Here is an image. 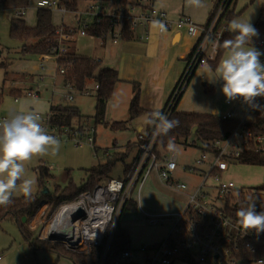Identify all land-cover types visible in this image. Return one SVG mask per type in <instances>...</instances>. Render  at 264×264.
I'll return each instance as SVG.
<instances>
[{"label":"built area","instance_id":"built-area-1","mask_svg":"<svg viewBox=\"0 0 264 264\" xmlns=\"http://www.w3.org/2000/svg\"><path fill=\"white\" fill-rule=\"evenodd\" d=\"M82 1V0H78ZM90 0L85 11L68 9L60 0H41L37 3L38 9L58 10L62 13H74L81 18L87 17V23L82 19L81 27L57 28L58 42L72 44L81 37L90 36L89 28L92 24H100L103 20L108 23V30L98 38L118 44L124 39V23L128 22L130 30L140 27L149 28L155 25L158 33L166 34L174 30H184L195 39L194 49L187 59L186 70L175 86L164 114L169 118L188 82L196 69L204 67L213 61L218 53L220 41L226 26L219 27V19L233 0H221L214 17L209 24L198 25L190 17L182 16L172 20L167 13L154 6V0ZM27 7L12 8L13 17L24 18ZM2 9L0 8V11ZM264 21V14L262 17ZM159 21L160 23H155ZM163 25V27L161 26ZM258 35L252 46L262 53L261 63H264V28L257 31ZM148 33L141 39H148ZM68 49L61 48V54ZM51 58L56 64L58 76L65 74V69L59 67L57 56H42L41 61ZM66 87V86H65ZM72 93L70 86L66 87ZM98 89L94 85V91ZM83 93L91 94L88 90ZM39 88L29 91L25 96L37 98ZM17 101L18 98H15ZM65 100L72 102L74 98L69 93ZM255 104L264 106V97H257ZM71 105V104H70ZM227 111L220 115L223 120H236L237 126L224 140H214L206 143L209 148L218 152L200 149V155L195 158L193 166L179 164V153L174 150L158 155L156 142L158 135L154 130L150 135L139 133L137 138V157L135 169L128 179H111L104 184L97 185L92 191L83 192L78 199L66 203L58 209L52 223L49 225L47 237L49 241H59L65 245L72 255L90 254L93 247L100 246L107 236V245L110 244L116 225L122 218L125 205L133 198V194L140 191L152 172L169 186H176L185 191L187 184L177 183L175 174L180 168L182 171L195 173L198 168L204 167L201 181L188 194L185 208L177 213L166 215H152L145 213L150 226L164 225L172 222L171 230L159 244L143 246L137 252L125 251L118 259L119 264H174L181 262L189 264H261L264 262V232L259 235L255 230L244 234L239 225L235 212H226V206L235 204L241 206L238 192L249 197L259 192L249 189H239L233 181L225 180L224 174L234 162H239L242 156L252 150L264 156V107L253 108L237 98L232 101L225 99ZM38 115V114H37ZM51 114L46 116L44 126L48 133L57 139L67 137L76 147H94L95 126L81 125L78 130L70 131L67 127L51 126ZM188 147L194 148L193 142ZM138 188V189H137ZM264 192V191H263ZM259 203V202H256ZM81 211L82 215L78 216ZM65 212L66 218L60 233L55 235L52 226L60 213ZM53 237L57 239L52 240ZM3 261L0 255V263Z\"/></svg>","mask_w":264,"mask_h":264},{"label":"trees","instance_id":"trees-1","mask_svg":"<svg viewBox=\"0 0 264 264\" xmlns=\"http://www.w3.org/2000/svg\"><path fill=\"white\" fill-rule=\"evenodd\" d=\"M68 9L76 10L78 6V0H60ZM112 1V0H104ZM219 0L210 13L208 21L209 24L215 15L218 8ZM230 5L225 10L224 14L219 19V27L237 18L243 10L237 11ZM121 1L117 0V4ZM30 4V0H0L1 9H12L16 7H27ZM264 14V4L261 6L258 14V18L254 24L257 31H261L264 28V21L262 20ZM106 20V19H105ZM103 20L100 24H92L88 30L91 37H99L103 32L108 30L107 21ZM228 27V26H227ZM227 27L223 32L222 39L219 44L218 53L213 61L209 62V66L212 70H215L217 65L223 59L224 54L227 52L223 48V41L233 38V34L227 31ZM57 28L53 25L52 12L48 9H38L37 11V23L34 27H29L24 18L13 17L9 25V37L14 41L21 42V50L19 54L22 57L34 56H57V64L59 67L65 69V74L61 77L63 79L64 86H70L72 91L76 93H82L86 89L87 81H92L94 85L98 86V89L94 91L95 97V113L93 120L95 125H104L111 131H123L127 129L128 124L135 118L146 114L148 118L154 111L144 110L140 107L139 100V88L136 86L133 97L129 106V118L122 122H106V108L110 98L113 95L115 86L118 82L117 71L113 68L102 66L97 60L76 54L73 48L70 47L69 42H58L57 40ZM131 35L130 25L128 22L124 23V38H128ZM256 39L253 37L252 42ZM61 48H67L65 54H61ZM7 66V59L0 56V68L5 69ZM7 75V73H6ZM205 94L212 95L213 89L204 85ZM13 96L19 98L26 93L22 90L14 89L10 92ZM50 123L51 126H57L60 128L69 127L73 123L74 119H82L77 109L70 104L51 105L50 107ZM164 112V110H162ZM170 120L179 121L178 126L173 128L167 136H159L156 142V152L158 155L169 152L168 141L169 138L175 145H182L187 147L190 142H193L195 146H199L200 149L206 151H218L209 148L206 143L214 140H224L231 132L236 128V120H223L218 115H202L196 113H185L177 110V104L174 110L169 116ZM196 129L195 134H192V130ZM154 130L153 125H149L147 135H150ZM129 149V147H128ZM127 154L124 153H111L107 155L106 162L97 166L91 167L86 170V177L77 184L72 178L69 179L65 186L54 185L52 192H45L46 184L54 179V175L51 173L50 168L46 165H40L36 169L37 182L39 192L32 194L31 198L25 196L19 198H12V203L8 206H0V224L4 220H11L15 222L25 239L29 244L31 255L34 257L31 264H42L36 257V253L40 250L53 251L59 258H66L73 264H117L118 259L125 251H130V233L129 230L121 225V220L116 225L113 237L109 245H107V236L102 240L100 246L93 247L90 254H78V256H72L66 253L56 252L51 249L38 248L33 244L34 233L29 227L31 219H33L41 208L45 207L42 217L45 220H50L54 213L58 211L60 206L74 202L78 199L79 195L83 192L92 191L97 185L104 184L111 180V173L114 166L118 162H124ZM241 164H251L264 166V156L255 150L245 153L239 160ZM136 161L125 165L123 170V178L128 179L135 169ZM70 175V172H68ZM264 190V186L260 187ZM241 206H246L247 198L242 192H238ZM236 207L235 204L230 206L229 202L226 206V212H237L241 207ZM137 202L132 198L125 205L123 214L128 212L137 211ZM256 211H264V203H256ZM25 218V221H23ZM57 263V261H56ZM55 263V264H56ZM189 264H195L189 260Z\"/></svg>","mask_w":264,"mask_h":264},{"label":"rangeland","instance_id":"rangeland-1","mask_svg":"<svg viewBox=\"0 0 264 264\" xmlns=\"http://www.w3.org/2000/svg\"><path fill=\"white\" fill-rule=\"evenodd\" d=\"M36 1L37 0H30L31 7L28 9L27 14L25 15V20L27 21V23L28 21H30V13L36 9ZM173 1L181 3L183 0ZM159 2L160 0H157V4ZM263 3L264 0H234V2L232 3V8H235V10L237 11L243 10L237 18L247 20L250 17V22L252 23L254 13L257 14V11L259 10V8H261ZM11 18H13V13L9 9L0 11V56L1 58H9V60H11H7V66L5 69L0 68V121L8 118L11 113L23 109L31 111L34 114H38L42 125L45 126L46 116L48 114L50 104H71L77 106L81 114L88 117L89 119H74L71 126L67 128L70 131H75L78 130V127L83 124L94 127V94L91 96L90 94H75V91H72V93L68 92L61 83H58V81L50 82L48 79H45L44 81H41L39 83L40 85L38 87L40 95L37 98L22 96L19 97L17 101L15 100V98L17 97L13 96L10 93V89L15 86L16 82V77H14L13 72L27 71L30 69H38L40 71L41 63L38 61L35 66V63L33 62L36 61L33 60L36 59L33 58L29 61L19 60L22 56L17 53V51L21 50L22 43L14 41L9 37V25ZM226 24L227 23H225L224 26L227 27L228 25ZM78 45L79 50L81 51V54L79 55H82V50L86 51L88 49L87 40L84 41L83 39H79ZM226 56L227 52L224 54L223 58H226ZM51 62L54 65L53 68L51 66L53 75L55 73L56 77H61L56 73L55 62ZM47 64L49 63H44V65L46 66V70L47 68L50 69V66ZM202 68L199 67L193 75V78L187 88V92L185 93V97L183 98V100L185 101L181 102L179 105V109L181 111H191V109L193 108L188 104L200 96L198 93V89L199 87H203L204 78H207V75H205V70L208 69L206 68L205 70H202ZM209 70L210 76L215 75L211 67ZM6 73H8V75H6ZM195 84H197V87H195ZM37 89L38 88H34V90L32 91H36ZM69 93L74 98L72 102L65 100V96ZM142 116L144 115H141L138 118ZM147 119L145 118V116L140 119V123L143 125V127H146L148 125L145 123ZM95 128L96 147L97 150H101L98 155L95 154L94 147H76L71 139L63 137L62 139H59V141L61 142V147L57 155L53 156L51 154H48L45 156L33 157L30 161L25 162V178L34 181L32 194H36L39 192L36 169L40 167V165H46L48 168H50L51 173L55 177L54 179L50 180L45 186V188L49 192H52L54 185L57 184L60 186H65L70 178H72L77 184H81V182H83L86 177L87 169L99 164H104L106 162L107 155L103 151L105 149H111V153L116 152L127 154L125 161L118 162L114 166L111 173L112 179L123 178V170L125 165L132 163L138 152L137 147L133 143L136 137L134 131H111L109 128H106L101 124L96 125ZM78 132L81 133V131L79 130ZM129 142L132 143V145H128ZM117 146L127 148H125V151L119 152L116 150ZM183 149L185 148L179 145H175L174 147V151L176 152H182ZM186 150L187 153L184 156L179 155V164L181 166L185 164H191V158L197 154V150L194 148H188ZM234 164L235 166L231 169L229 174H227L226 178L231 179L237 187L248 188L251 192L259 190L260 193L256 195L250 194L249 196H253L255 198V202L264 203V190L258 189L264 186V167L241 165L238 164V162H234ZM68 172H70V175H68ZM178 179L186 184H194L197 182L196 179L190 178L187 174L181 172L178 174ZM20 183L21 182H18L17 190L16 192H14L12 198H19L24 196L19 188ZM145 190L151 191L157 195V199L153 197L149 199L150 204H152L153 206H158L160 204L164 206L165 200L162 201L161 197L164 199H167L169 197L171 200L174 199L175 201L183 200L185 202L187 200V196L185 197L183 194H180L177 189L169 187L165 183V181L159 178L155 171L151 173L145 185ZM143 197L144 194H142V199L143 204H145V202L148 201L149 196L148 198L146 196L144 198ZM145 208L148 210H146L147 212H150L148 207L145 206ZM44 210L45 208H41L29 223V227L34 233V246L38 248L40 247L51 249L60 253H66L70 255L74 254L73 252L65 248V245L63 243L59 241H49L47 237L48 228L58 211L56 214L54 213L50 220H45L44 217H42ZM152 213L158 214V212ZM121 225L129 230L130 248L133 252H137L141 250L145 245L149 246L162 241L167 236V233L172 227V222L168 221L164 225L158 224L155 226H150L147 223L146 219H143L138 212H132L122 215ZM0 255H2L3 257V261L0 264H31L34 259V257L31 255L29 244L23 238L17 224L11 220H4L0 224ZM36 257L42 264H55V262L57 261V254L53 251L40 250L36 253ZM58 263L73 264L71 261L69 262L65 258L61 259ZM174 264L184 263L177 262Z\"/></svg>","mask_w":264,"mask_h":264},{"label":"crops","instance_id":"crops-1","mask_svg":"<svg viewBox=\"0 0 264 264\" xmlns=\"http://www.w3.org/2000/svg\"><path fill=\"white\" fill-rule=\"evenodd\" d=\"M218 1L219 0H204V5H205L204 7L192 8V7H189L187 0H183L181 3H178L173 0H160L158 4H157V0H154V6L157 9L166 12L168 17L172 20H178L182 16H188L196 24L205 25L208 21V17L210 13L214 9ZM38 2L39 0H37L35 3L36 9L32 11L29 15L30 21H28L27 23V21L25 20L29 27L36 26L37 11H38L37 3ZM89 4H90V0L79 1L76 11H81V12L85 11L87 7L89 6ZM30 7L31 6L29 4L26 8V14ZM9 10L12 12L11 9ZM259 10L257 11V14L254 13L253 15V19H252L253 26L258 18ZM51 12H52L53 25L56 28H60V27H63L65 29L79 28L81 27L82 19L83 20L85 19L84 21L87 23L90 21L87 17L82 16L81 18H79L78 15L71 13V12L62 13L58 10H52ZM145 33H148L149 35L148 39H141V36H143ZM79 39L81 40L83 39L84 41L87 40L88 49L86 51L82 50L83 56H87V57L97 60L104 67L115 69L118 74V82L115 86L113 95L107 104L106 115H105L106 122H122V121L128 120L129 106H130V102L133 97L136 86L139 88L140 107L142 109L149 110V111L164 110L167 106V103L169 101V98L175 86L177 85L178 81L180 80V78L182 77L183 73L186 70L187 59L192 53L195 43H196L195 39L189 37L184 30H181V31L174 30L166 34H160L158 33L155 25L149 28L140 27L134 31H131V35L128 38H124L123 40H121L118 44H113L110 41H104L98 37L94 38L91 36H85V37L78 38L72 44H70V47L75 50L74 52L76 54H81V51L79 50V45H78ZM255 49L258 50L257 48ZM19 52L20 50L17 51V53ZM20 58L21 59L19 60H26V61H29L32 58L36 59V60H33V61H36L33 63H35V66H36V63H38L39 61L41 63L40 65L41 69L40 71L38 69L37 70L30 69L27 71H20V72L12 71L14 77H16V82H15V86L12 89H10V92L14 89H18V90H22V92L24 93L25 92L27 93V91H30V90L32 91L34 90V88L35 89L39 88L38 87L40 85L39 83L41 81H44L45 79H48L50 82L58 81V83H61L63 85L62 77H56L55 73L53 75L51 66L53 68L54 65L51 62L53 61L51 58L47 59L46 61H41L40 57H20ZM7 60H9V58ZM44 63H49L47 65L50 66V69L47 68L46 70L45 69L46 66L44 65ZM209 69H210L209 64L202 68V70H205L206 72L205 75H207V78L206 77L204 78L203 87L201 88L199 87L198 89V93L200 96L188 104L193 109H191V111H181L179 109V105L181 102L185 101L183 100V98L185 97L187 88L197 69L192 74L188 82V85L186 86V89L184 90L182 96L180 97L177 103L178 111L185 112V113H196V114H202V115L212 114V115H218V116H220L221 114L227 111V107L225 106L226 98L221 91L223 82L222 81H217L215 83L210 82L209 79H214L215 75L210 76ZM213 73L215 74V71ZM205 84H208V86H210V88L213 89L212 95L205 94L204 92ZM63 87L67 91H69L64 85ZM195 87H197V84H195ZM86 90L91 92L90 94L91 96L94 94V84L92 81H87ZM79 94H85V93L82 92ZM51 105L52 104L49 105L48 112L50 111ZM71 106H74L77 109V111L79 112V114L82 116L83 119H89L88 117L81 114L77 106L75 105H71ZM143 115L145 116L146 119L148 118L146 114H143ZM142 117L135 118L133 121H131L128 124L127 129L123 130V131H127V130L134 131L136 137L133 143L136 147H137L138 134L145 133L149 126L147 125L146 127H143V125L140 123V119ZM119 132H122V131H119ZM128 145H132V143L129 142ZM179 146H182V145H179ZM127 147L117 146L116 150L119 152H123L125 151V148ZM183 147L185 149H183L182 152H179V151L177 152L179 153V155H182V156H184L187 153L186 149L190 148L188 146L187 147L183 146ZM94 148H95L94 149L95 154L98 155L101 150L100 149L97 150L96 136H95ZM194 149L197 150L196 152L197 154L191 158L192 163L185 164L183 166H193L195 158H197L200 155V152H199L200 147L195 146ZM103 151L105 152L106 155L111 154V149H105ZM136 157L133 160V162L136 161ZM238 164H241V163L238 162ZM241 165H251V164H241ZM234 166L235 164H232L229 167L228 171L225 172L224 174L225 180L232 181L231 179L226 178V176L227 174H229V172ZM253 166H260V165H253ZM181 167L182 166L180 165V168ZM260 167H264V166H260ZM180 168L177 170L175 174V181L177 183H183L182 181L178 179V174L180 172L187 174L190 178L196 179L197 182L194 184H187L188 189L185 191L178 189L176 186H169L168 184L167 185L171 188L177 189L180 194H183L185 197L187 196V199H188V194L192 192L194 188L200 183L202 171H204L205 168L204 167L198 168V170L195 173L182 171ZM148 179L149 178H147V180L145 181L143 187L140 189L138 194L137 193L133 194V199L137 202V206H138V209L135 212H138L143 219H146L145 213L152 214V215H166V214H173V213L180 212L185 208L187 200L185 202L183 200L175 201L174 199L171 200L169 197L167 199H164L161 197L162 201L165 200L164 206L162 204L158 206H153L152 204H150L149 199L151 197L157 199V195L151 191L145 190V185ZM237 188L245 189L244 187L242 188L237 187ZM142 194H144V197L146 196L147 198L149 196L148 201L147 202L144 201L145 204H143ZM145 206L148 207L150 212H147L148 210L145 208ZM152 212H158V214H153ZM128 213H132V212H128ZM168 234L169 232L167 233V235ZM160 242L154 243V244H159ZM61 259H64V258L58 259L57 257V263ZM68 261L70 262V260Z\"/></svg>","mask_w":264,"mask_h":264},{"label":"clouds","instance_id":"clouds-1","mask_svg":"<svg viewBox=\"0 0 264 264\" xmlns=\"http://www.w3.org/2000/svg\"><path fill=\"white\" fill-rule=\"evenodd\" d=\"M187 3L192 8L205 6L204 0H187ZM227 31L233 34V38L223 41L227 56L215 68V78L209 81L223 82L221 91L227 101L239 98L253 108L264 107L254 103L255 98L264 97V63L260 61L262 53L252 46L253 37L258 35L257 30L249 17L247 20L232 19ZM145 123L154 126L156 135L167 136L178 126L179 121L170 120L162 111L157 110ZM60 147L59 139L49 134L40 117L31 111L22 109L0 121V206L12 203L18 182H21V193L31 198L34 181L25 178V162L33 157L48 154L55 156ZM174 147L169 138L168 148L174 150ZM236 217L244 234L251 230H255L257 235L264 232V211H256L253 196L247 198L246 206L237 210Z\"/></svg>","mask_w":264,"mask_h":264},{"label":"bare ground","instance_id":"bare-ground-1","mask_svg":"<svg viewBox=\"0 0 264 264\" xmlns=\"http://www.w3.org/2000/svg\"><path fill=\"white\" fill-rule=\"evenodd\" d=\"M65 218H66L65 212L60 213V215L57 217V220L55 221L54 225L52 226L53 230L55 231V235L59 234L60 232L58 230L63 228L62 225H64Z\"/></svg>","mask_w":264,"mask_h":264},{"label":"water","instance_id":"water-1","mask_svg":"<svg viewBox=\"0 0 264 264\" xmlns=\"http://www.w3.org/2000/svg\"><path fill=\"white\" fill-rule=\"evenodd\" d=\"M195 132H196V129H193V130H192V134H195ZM45 192H47V190H45ZM81 215H82V212L79 211V212H78V216H81ZM23 221H25V218H23ZM54 239H57V238H56V237H53L52 240H54Z\"/></svg>","mask_w":264,"mask_h":264}]
</instances>
